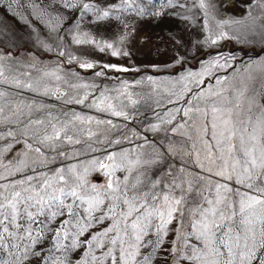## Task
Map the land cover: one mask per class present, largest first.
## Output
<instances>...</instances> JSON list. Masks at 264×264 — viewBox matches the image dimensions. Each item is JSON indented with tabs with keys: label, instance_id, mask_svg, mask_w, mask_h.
Here are the masks:
<instances>
[{
	"label": "snow or ice",
	"instance_id": "obj_1",
	"mask_svg": "<svg viewBox=\"0 0 264 264\" xmlns=\"http://www.w3.org/2000/svg\"><path fill=\"white\" fill-rule=\"evenodd\" d=\"M61 3L64 9L72 10L81 17L91 13L95 17L94 23L109 21L113 17L121 21L120 13L128 11L134 12L137 18L174 15L182 20L192 19L179 11L186 8L181 0H166L161 10L154 12L147 11L139 0H61ZM0 5H4L7 14L15 17L17 13L13 12V5L19 8L20 0H0ZM193 7L201 11L203 26L208 33L202 42H198V48L204 45L215 47L219 41L227 38L238 39L229 37L224 30V26L231 21L216 20V30L210 25L209 18L215 20L212 16L216 9L213 0H193ZM257 7L264 10V0H258ZM0 24H3V20H0ZM124 27L128 25L124 24ZM260 27V39L264 41V24ZM252 31L255 32V28ZM124 39L125 36L120 37L121 41ZM72 42L76 45H93L101 52L111 50L112 56L130 55L113 43L95 40L86 32L74 35ZM174 42L182 46L179 41ZM59 55L64 56L65 53L60 52ZM10 56L11 52H0V77L4 76L5 71L3 61ZM70 59L77 60L76 57ZM221 59L224 64H220ZM232 59L234 57L218 55L208 62L205 72L213 66H231L228 61ZM77 62L80 68L96 67L90 61ZM183 62L184 57L177 54L174 63ZM251 67L249 65V69ZM104 69L130 70L116 64H103L95 75H105ZM256 70L264 80V63L257 65ZM246 71L248 75L240 81L242 86H231L236 92L235 99L225 94L229 92V88L223 86L226 78H217V85H221L219 90L200 93L206 102L201 114L205 118L211 115V139L215 141L214 145L203 141L208 164L206 168L199 159V153H196V163L204 175L193 174L186 167L177 169L167 164L165 153L153 148L151 153L138 152L134 158L128 150L119 154L109 153L105 157L107 163L93 159L89 162L90 167L84 166L82 170L77 165H70L56 169L51 175L38 173L0 183V253L5 254L0 255V264H31L30 257L37 258L36 264H152L151 256L143 255L141 249L151 245L155 251L164 243L169 225L174 221L179 227L173 229L176 239L168 253L171 264H264V104H259L255 96H246L249 91L246 81L255 80L252 72ZM148 79L152 81L151 77ZM14 82L17 87H33L32 83ZM71 87L87 88L89 85ZM123 88L121 94H127L135 105L137 101L132 100L131 93L127 92V82ZM45 92L47 94V89ZM4 95L0 92V96ZM261 95H264V83L261 85ZM85 99L87 95L75 102L83 104ZM111 99L102 92L99 103L91 106L100 108L105 105L101 110L111 111L112 115L127 120L128 112L116 110L115 105L109 102ZM245 99L246 110L242 103ZM253 108L259 111L255 118ZM190 111L192 109H185L184 115L188 116ZM196 111L201 110L197 108ZM0 112H3V108H0ZM92 119L73 116V120L82 123ZM97 123L112 124L110 120ZM167 123H171V120ZM51 127L52 134H45L39 140L40 144H47L56 151L57 141L62 139L68 143H80L66 134V126L57 128L52 124ZM159 127L153 124L151 130L158 131ZM203 131L207 134V124ZM7 135L12 136L13 133L8 132ZM92 135L94 133H89V136ZM144 139L148 143L147 138ZM25 144L27 149L43 155L40 147L33 149L32 144L27 141ZM11 148L12 145L8 144L4 151ZM174 152L175 149L171 147L167 150L168 154ZM58 155L65 156V153L61 151ZM26 167L28 164L20 160L15 172H22ZM97 168L103 170L108 178L102 186L88 180L89 172ZM5 170L9 171V175L14 174L9 166H5ZM117 170L127 174L121 179L115 175ZM213 177L218 179L213 180ZM0 179L5 177L0 175ZM105 221H110V224L98 228ZM153 225L157 239L146 241L145 237ZM21 241L24 243L21 244ZM46 241H51L49 247H45ZM97 249L106 250L97 255Z\"/></svg>",
	"mask_w": 264,
	"mask_h": 264
},
{
	"label": "rangeland",
	"instance_id": "obj_2",
	"mask_svg": "<svg viewBox=\"0 0 264 264\" xmlns=\"http://www.w3.org/2000/svg\"><path fill=\"white\" fill-rule=\"evenodd\" d=\"M139 2L147 11L154 12L161 10L166 0ZM181 2L186 4V8L179 11L192 19L182 20L174 15L137 18L134 12L128 11L120 13L121 21L113 17L109 21L94 23L95 17L91 13L81 17L72 10L64 9L61 0H20L19 8L13 5V12L17 13L15 17L7 14L4 5H0V20H3V24H0V52H11V56L3 61L5 71L4 76L0 77V92L5 93L0 96V108H3V112H0V137H3L0 139V175L5 177L0 179V183L38 173L51 175L56 169L70 165H77L82 170L84 166L90 167L89 162L93 159L107 163L105 157L109 153L119 154L128 150L134 158L136 153H151L153 148L165 153L167 164L177 169L186 167L193 174L204 175L196 163V153H199V159L206 168L208 164L203 141L207 140L213 145L215 141L211 139V115L205 118L201 114L206 102L200 93L219 90L221 85H217V78H226L223 86L229 88V92L225 94L235 99L236 92L231 86L241 87L240 81L248 75V69L255 80L246 81L249 86L246 96H255L259 104H264V95H261L264 80L256 70L257 65L264 63V41L259 35L262 31L260 26L264 24V10L257 7L258 0H213L216 9L212 16L215 20L210 17V25L216 30V20H229L232 23L225 25L224 30L229 37L238 39L227 38L219 41L215 47L204 45L198 48V42H202L208 34L203 26V15L193 7V0ZM58 16L61 18L56 19ZM124 24L128 27L125 28ZM85 32L97 41L113 43L130 55L112 56L111 50L101 52L93 45H76L72 42L74 35ZM121 36H125L123 41L120 40ZM174 40L182 46H178ZM60 52L65 55L60 56ZM177 54L184 57L183 63H174ZM218 55L234 57L228 61L231 66H213L205 72L208 62ZM70 57L93 62L96 67L80 68L77 60ZM103 64H116L130 70L104 69L105 75L96 76ZM220 64H224L223 59ZM202 72L204 74L200 75ZM190 73L197 75L191 76ZM15 80L32 83L33 87H17ZM125 82L131 99L137 101L135 105L127 94H121ZM85 84L89 87H71ZM102 92L112 98L109 102L115 105L116 110L128 112L127 120L112 115L111 111L101 110L105 105L100 108L91 106L99 103ZM85 95L87 99L83 104L75 102ZM242 103L246 110L247 100ZM197 108L201 111H196ZM185 109H192L188 116L184 115ZM74 115L93 119L82 123L73 120ZM252 115L253 118L259 115L257 108H253ZM109 120L111 125L97 123ZM169 120L171 123H167ZM52 124L57 128L66 126V134L80 143H68L62 139L57 141L56 151L47 144H40L39 140L45 134H52ZM153 124L160 126L158 131L151 130ZM205 124L208 126L207 134L203 131ZM8 132L13 135L8 136ZM89 133L94 135L89 136ZM145 137L148 143H145ZM117 140L120 143H115ZM25 141L32 144L33 149L40 147L43 155L27 149ZM8 144L12 148L5 152ZM170 147L175 152L168 154ZM61 151L65 156L58 155ZM20 160H24L28 167L22 172H15ZM5 166H9L14 174L9 175ZM126 174L117 170L115 175L122 179ZM107 179L103 170L98 168L88 175V180L98 186L104 185ZM215 179L218 178L213 177ZM109 224L110 221H105L98 228ZM176 227H179L176 221L169 225L164 243L155 251L151 245L141 249L143 255L151 256L152 264H171L168 253L176 239L173 231ZM156 239L153 225L145 240ZM50 245L51 241L45 242V247ZM105 250L97 249L96 253L99 255ZM36 260L30 257L31 264H36Z\"/></svg>",
	"mask_w": 264,
	"mask_h": 264
},
{
	"label": "bare ground",
	"instance_id": "obj_3",
	"mask_svg": "<svg viewBox=\"0 0 264 264\" xmlns=\"http://www.w3.org/2000/svg\"><path fill=\"white\" fill-rule=\"evenodd\" d=\"M224 1H230V0H224Z\"/></svg>",
	"mask_w": 264,
	"mask_h": 264
}]
</instances>
